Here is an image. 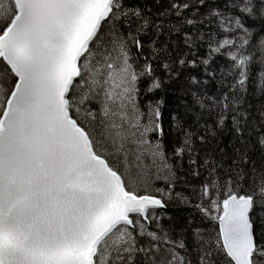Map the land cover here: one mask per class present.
I'll return each instance as SVG.
<instances>
[{
	"label": "snow or ice",
	"instance_id": "1",
	"mask_svg": "<svg viewBox=\"0 0 264 264\" xmlns=\"http://www.w3.org/2000/svg\"><path fill=\"white\" fill-rule=\"evenodd\" d=\"M0 264H264V0H0Z\"/></svg>",
	"mask_w": 264,
	"mask_h": 264
}]
</instances>
